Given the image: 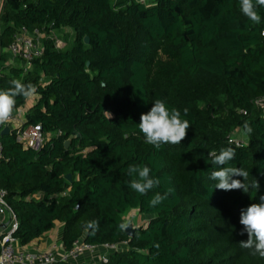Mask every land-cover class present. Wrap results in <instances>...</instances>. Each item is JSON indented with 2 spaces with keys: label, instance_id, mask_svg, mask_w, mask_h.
Returning a JSON list of instances; mask_svg holds the SVG:
<instances>
[{
  "label": "trees",
  "instance_id": "16d2710c",
  "mask_svg": "<svg viewBox=\"0 0 264 264\" xmlns=\"http://www.w3.org/2000/svg\"><path fill=\"white\" fill-rule=\"evenodd\" d=\"M257 11L259 24L242 14L240 0H3L0 90L12 80L34 85L23 126L50 134L35 150L17 129L0 127V186L18 221L14 237L27 245L60 222L65 250L77 241L126 244L105 264H264L239 245L247 240L240 213L264 195V7ZM21 28L46 35L27 73L4 65L3 49ZM66 28L74 44L59 49L49 35ZM156 99L190 122L181 144L146 143L137 124ZM16 100L12 116L28 101ZM227 147L236 159L226 166L248 171L245 183L257 179V193L214 189L209 153ZM133 164L160 181L147 195L129 187ZM130 210L148 217L133 237L119 228Z\"/></svg>",
  "mask_w": 264,
  "mask_h": 264
},
{
  "label": "clouds",
  "instance_id": "9594fccd",
  "mask_svg": "<svg viewBox=\"0 0 264 264\" xmlns=\"http://www.w3.org/2000/svg\"><path fill=\"white\" fill-rule=\"evenodd\" d=\"M264 7V0H240V9L244 16L250 21L259 24L261 15L257 11V7ZM264 36V32H261ZM37 89L32 84L25 85L20 80L10 81V87L0 90V127L7 128L13 112L16 108L17 97H23L25 100L32 98ZM187 109L183 115L187 116ZM138 128L144 135L146 143L159 149L164 144H181L187 136V131L191 128L190 122L182 118V113L176 108L169 109L162 99H156L152 102V107L147 113H142ZM253 129L245 122L243 124L244 134H250ZM212 163L216 165V169L211 172V179L216 181L214 189L222 191L242 190L243 193H249L254 190L256 193L260 189V183L254 179L251 184L245 183L249 172L241 167L226 166L230 165L236 159V149L227 147L221 149L217 154L210 152ZM127 174L131 177L129 187L140 194L147 195L149 191L156 188L160 181L151 175V169L147 165H130ZM233 177H243L233 179ZM172 191L169 189L167 193L161 195L159 192L150 200V206L155 207L160 204L167 195ZM259 203H251L246 209L240 213L239 223L243 226L241 235L247 233V240L239 242L242 249L249 250L252 256L264 258V195L259 196ZM90 226H98L94 222ZM131 226L130 221H124L119 224L121 230H127Z\"/></svg>",
  "mask_w": 264,
  "mask_h": 264
},
{
  "label": "built area",
  "instance_id": "2783aa9c",
  "mask_svg": "<svg viewBox=\"0 0 264 264\" xmlns=\"http://www.w3.org/2000/svg\"><path fill=\"white\" fill-rule=\"evenodd\" d=\"M141 3H147L149 0H137ZM46 37L45 33L41 30L36 29L30 31L26 28H21L13 36V40L8 47L10 54L17 59H20L24 63V71L27 73L31 67L34 60L42 57L44 46L43 40ZM50 38L56 40V45L58 47V39L53 34L49 35ZM14 116H12L9 124L10 127ZM4 129V127H1ZM18 130V141L25 148H33L38 150L47 140L46 134L42 130V126L38 125H21ZM4 146L0 141V160L3 157ZM6 191L0 186V215L9 214L14 222L12 228L2 233V251L0 253V264H53L57 261L63 262H77L79 261L85 253L94 254L99 247H105L107 250L112 252L122 251L126 244L122 245H105V246H95L86 244L83 241L75 242L71 250H65L63 246L58 244L52 245L47 252H29L25 250H20L15 247L17 239L14 237V233L18 228V221L16 216L6 201ZM62 251V255H58ZM108 262V255L102 257L98 260V264H105Z\"/></svg>",
  "mask_w": 264,
  "mask_h": 264
},
{
  "label": "crops",
  "instance_id": "0c3cea01",
  "mask_svg": "<svg viewBox=\"0 0 264 264\" xmlns=\"http://www.w3.org/2000/svg\"><path fill=\"white\" fill-rule=\"evenodd\" d=\"M3 1V0H2ZM2 5V2H1ZM0 5V8H1ZM66 30H70L72 33L73 31L69 28H66ZM74 35V33H73ZM3 53L7 54V61L4 63L5 66H14V67H24V63L17 58H14L8 48L3 49ZM32 69V68H31ZM37 97L34 95L32 98L28 99L27 103L25 106H23L17 113L16 116H14V120L12 121L10 125L11 131L15 130L16 128H19L21 125H24L25 118H26V113L28 110L35 104ZM3 129H1L2 131ZM47 139H49L50 134H46ZM42 195H37V198H41ZM133 211H138V210H133ZM139 212V211H138ZM140 217L142 216L143 220H145L146 217L145 215L140 214ZM146 217V218H144ZM126 221H130V223H133L134 221H131L127 219ZM13 218L9 214L5 215H0V234L5 233L9 231L12 228L13 225ZM147 223V222H146ZM139 225V224H138ZM134 226L136 227L137 225L134 223ZM62 236H63V224L60 222H57L55 227L48 233L42 235L38 239L32 241L31 243L27 245H23L19 240L16 241L15 247L20 250H25L29 252H47L50 250L52 245L58 244L59 246H63L62 244ZM113 253L110 250H107L105 247H99L98 250L94 254L90 253H85L82 258L78 261L79 264H85V263H97L98 260H100L104 256H109ZM59 256L62 255V251L58 254Z\"/></svg>",
  "mask_w": 264,
  "mask_h": 264
},
{
  "label": "rangeland",
  "instance_id": "374dc122",
  "mask_svg": "<svg viewBox=\"0 0 264 264\" xmlns=\"http://www.w3.org/2000/svg\"><path fill=\"white\" fill-rule=\"evenodd\" d=\"M54 35L59 41L58 42L59 49H69L73 46L74 35L70 30H66V29L57 30L56 32H54ZM236 137H237V140L239 141H246V136L243 134L242 131H238L236 133ZM125 217H126V220L127 219L129 220L130 218L131 221H134L133 223H131L133 226H134V223L137 225L136 227L134 226V228H137L138 226H141V225H145L146 222L148 221V218L144 217L146 219L143 220L142 216L140 217L139 212L133 211V210H130L129 212H127Z\"/></svg>",
  "mask_w": 264,
  "mask_h": 264
},
{
  "label": "water",
  "instance_id": "95a60500",
  "mask_svg": "<svg viewBox=\"0 0 264 264\" xmlns=\"http://www.w3.org/2000/svg\"><path fill=\"white\" fill-rule=\"evenodd\" d=\"M1 2H2V0H0V5H1ZM85 43H86V44H89V43H90V40H89L88 37L85 38ZM10 132H11V129H10L9 126H7V128H4V129L1 131L2 134H9ZM69 144H70L69 141L66 142V147H68ZM67 180H68V181H71V180H72V175H71V174H68V175H67ZM125 231H126V233H127V235H128L129 237H133L134 232H135V228H134V226L131 224V226H130L127 230H125Z\"/></svg>",
  "mask_w": 264,
  "mask_h": 264
}]
</instances>
